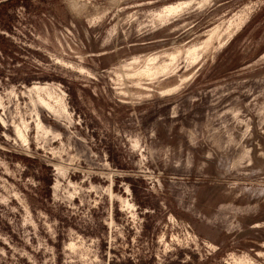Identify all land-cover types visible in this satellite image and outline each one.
I'll return each instance as SVG.
<instances>
[{
	"label": "rangeland",
	"instance_id": "374dc122",
	"mask_svg": "<svg viewBox=\"0 0 264 264\" xmlns=\"http://www.w3.org/2000/svg\"><path fill=\"white\" fill-rule=\"evenodd\" d=\"M0 264H264V0H0Z\"/></svg>",
	"mask_w": 264,
	"mask_h": 264
},
{
	"label": "bare ground",
	"instance_id": "6f19581e",
	"mask_svg": "<svg viewBox=\"0 0 264 264\" xmlns=\"http://www.w3.org/2000/svg\"><path fill=\"white\" fill-rule=\"evenodd\" d=\"M182 5H183V3H182ZM179 6H180V4H179ZM182 7V6H181ZM167 9V8H166ZM178 9V5L177 6H174V5H171L170 7H168V12L169 13H171V12H176V10ZM179 10H180V8H179ZM179 10H177V11H179ZM165 14H167V13H165ZM172 14V13H171ZM209 40H211V37H210V39ZM141 74V76L142 75H145V76H148V77H151V76H154L155 74H157L156 72L155 73H153L150 69L149 70H147L146 69V71H143V72H141L140 73ZM41 89V86L40 87H37V90L39 91ZM42 90V89H41ZM40 126H42V125H40ZM39 126V127H40ZM27 128V127H26ZM42 128H43V126H42ZM19 131V135L25 140V141H28V137H27V135H26V133H25V131L24 130H21V128L20 129H18Z\"/></svg>",
	"mask_w": 264,
	"mask_h": 264
},
{
	"label": "trees",
	"instance_id": "16d2710c",
	"mask_svg": "<svg viewBox=\"0 0 264 264\" xmlns=\"http://www.w3.org/2000/svg\"><path fill=\"white\" fill-rule=\"evenodd\" d=\"M251 21V20H250ZM247 26V25H246ZM238 36V34L228 43V45L226 46V48H225V51H229V49H231V47L234 45V41H235V39H236V37ZM219 62L218 61H216L215 63H214V65L213 66H216L217 64H218Z\"/></svg>",
	"mask_w": 264,
	"mask_h": 264
}]
</instances>
